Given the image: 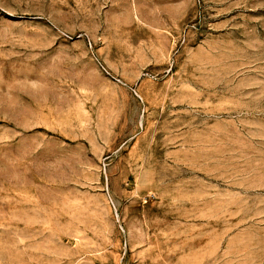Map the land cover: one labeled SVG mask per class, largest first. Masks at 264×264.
Segmentation results:
<instances>
[{
  "label": "rangeland",
  "instance_id": "1",
  "mask_svg": "<svg viewBox=\"0 0 264 264\" xmlns=\"http://www.w3.org/2000/svg\"><path fill=\"white\" fill-rule=\"evenodd\" d=\"M0 264H264V0H0Z\"/></svg>",
  "mask_w": 264,
  "mask_h": 264
}]
</instances>
